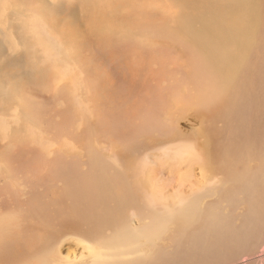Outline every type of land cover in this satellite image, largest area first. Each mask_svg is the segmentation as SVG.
Instances as JSON below:
<instances>
[{"label":"bare ground","instance_id":"6f19581e","mask_svg":"<svg viewBox=\"0 0 264 264\" xmlns=\"http://www.w3.org/2000/svg\"><path fill=\"white\" fill-rule=\"evenodd\" d=\"M133 1L140 10L141 0ZM176 7L169 17L99 12L86 29L70 28L86 35L96 28L89 52L101 47L123 74L131 67L140 89L134 106L99 69L80 93L89 107L59 120L50 109L71 96L70 79H58L45 95L14 83L2 92L3 112L17 105L22 124L9 134L12 155H0V172L10 176L0 192L20 195L22 175L29 217L55 229L45 239L30 220L17 223L13 245L31 256L26 264H54L48 245L62 232L76 234L87 253L62 264H264V130L257 125L264 120V0H185ZM80 50L68 53L76 64ZM28 125L40 128L48 146L29 141ZM65 142L87 161L68 153ZM223 206L240 210L236 226ZM11 230L0 240L10 243Z\"/></svg>","mask_w":264,"mask_h":264},{"label":"rangeland","instance_id":"374dc122","mask_svg":"<svg viewBox=\"0 0 264 264\" xmlns=\"http://www.w3.org/2000/svg\"><path fill=\"white\" fill-rule=\"evenodd\" d=\"M124 1L125 2L122 4L120 3V0H0L1 156L12 155L11 151L13 150V145L10 144V141L12 140H9V134L10 132H17L18 128L22 124L21 109L18 108L17 105L12 106L8 113L3 112L2 110L6 107L7 103L1 98L2 92L7 89V86H12L13 83V85H15V87L17 86V88L24 86V88L28 89L32 95H45V93L47 94L48 92H52V86H54L57 81L70 79V81L73 82V86L69 88V91L72 92L70 97L66 100L58 99L56 102H52L53 104L50 102H40V106L45 109H50L52 104L51 107L53 109H50V111L52 112L53 117L59 120L61 113L63 112H69L72 115L74 112L81 114L83 107H89L90 104L83 101L80 93L86 83L94 80L92 77L97 74L95 69H97V71L99 69L101 72L99 76L102 77V81H105L107 78L110 79L114 86L116 85V88H118L117 90H121V92L126 95V98L128 97L127 106H134L137 100L136 95L140 89L138 85L134 83L135 79L131 67L127 65V70H125L123 74L119 65L113 62L108 56H104L102 50H100L101 47L95 46L94 49L96 48V52H89L90 46L88 44V40L90 39L89 41L93 43L97 42L96 28H94V30L89 34L87 33L88 36L83 32H71L70 28H75L80 25L86 29L87 26L83 23L89 21V18L91 21H94L99 15V12H115L120 14H126L127 12H158L162 14L161 17H169V15L172 14L171 12H177L176 5L181 6L185 3V0H141L142 3L139 4L141 6L140 10L135 8V1ZM178 2L180 3L178 4ZM82 14H85L84 17ZM74 18H80L82 21H80V23L76 22ZM88 23L89 22H87V25ZM76 30L80 31V28H76ZM83 36L86 37L83 39ZM74 47H80L83 50H80V52H83L82 59L84 61L79 60V64L73 62L70 55L68 57V53L72 52ZM93 55L95 57L93 60L95 66H91L89 69L88 62L90 61V57L92 59L94 58ZM85 63H87V65L84 66ZM75 70L78 71L76 72ZM89 72L90 76H88ZM85 80L86 83L84 82ZM82 94L86 95L87 100L91 99V96H89L90 93ZM112 96L115 95L112 94ZM102 98L104 99V97ZM107 99L109 100V98ZM62 102L64 104H61ZM105 103H107V101ZM258 123V127L264 130V120ZM39 129L40 128L37 126L28 125L24 128V131L26 130V132L29 133L28 139L33 142L35 147L44 148L48 146L51 141L43 138ZM34 135L37 139H34ZM2 144H8L7 149L4 150L5 146ZM64 145L67 146L66 149H68V153L80 155L85 162L87 161V157L84 152H82L78 147L76 148L72 145L71 142H65ZM16 156L17 155L14 157ZM153 157L144 155L142 160L155 159V157ZM24 163L25 162L22 160L20 166L23 167ZM86 166L87 165L84 163V167ZM18 178L20 180L19 184H21L22 188L20 195L17 193L16 197H13V194L8 192L9 188H5L6 190L3 188L0 192V236L3 233L9 232L11 227V233L13 236L10 243L0 240V264H26V262L31 259V256L29 257L28 254H24V249H18L13 245L15 243L14 232L17 227V223L19 224L30 220L26 224H33L35 232L45 239L49 235L50 231L54 232L53 230H55H51L52 228H48V226L44 225L40 217H29L32 214V211H29L32 209V204L29 205L30 192L27 185L22 181V175L18 176ZM7 181H10V176L4 172H0V188H2ZM56 185L60 187L62 186L59 182L56 183ZM38 186L40 190L43 189L41 183H38ZM207 200V198H203L202 206L206 205ZM224 204L226 203L224 202L222 205ZM224 206L222 207V212L230 214L233 217L232 220H235L236 223H234V226H236L238 222L237 212L240 210L237 208H233L234 210L224 209ZM131 217H133L132 219H136V215H132ZM55 237H60V239H58L55 244L52 243L48 245V247L52 246L49 258H53L54 264H62V262L66 259L79 263L82 261L84 254H87L86 251L83 250V246L79 244L76 234L65 235V233L63 234L62 232L56 233ZM260 254L263 253L259 252L257 253V256ZM198 259L199 258H195L187 261L182 259V264H199ZM262 259L264 260V257H262ZM42 261V259H38L37 264H41ZM234 263L235 262H229L227 264Z\"/></svg>","mask_w":264,"mask_h":264}]
</instances>
